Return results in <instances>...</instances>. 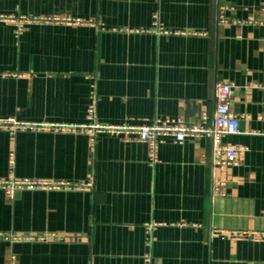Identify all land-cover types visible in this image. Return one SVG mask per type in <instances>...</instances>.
Returning <instances> with one entry per match:
<instances>
[{
  "label": "crops",
  "instance_id": "0c3cea01",
  "mask_svg": "<svg viewBox=\"0 0 264 264\" xmlns=\"http://www.w3.org/2000/svg\"><path fill=\"white\" fill-rule=\"evenodd\" d=\"M0 16L60 20L0 22V120L34 126L0 130V182L50 185L0 188V264H264V243L222 235L264 232V0H0ZM217 84L241 130L222 143L246 149L220 194L209 138H163L152 167L146 144L80 129L94 92L100 125L212 127Z\"/></svg>",
  "mask_w": 264,
  "mask_h": 264
},
{
  "label": "built area",
  "instance_id": "2783aa9c",
  "mask_svg": "<svg viewBox=\"0 0 264 264\" xmlns=\"http://www.w3.org/2000/svg\"><path fill=\"white\" fill-rule=\"evenodd\" d=\"M43 21L45 23L59 22L60 20L52 19H37L26 17H3L0 16V22H11L16 26V35L19 36L23 33L24 25L26 23H34ZM64 21V20H63ZM69 22V20H66ZM264 26V23H263ZM161 33L167 34L163 29H160ZM260 88L264 90V82L260 85ZM232 92V86L230 84H217L215 88V101L216 110L213 118L212 127L195 126L187 127L181 123L161 121L158 120L150 126H113V125H100L96 122V93H93L94 102L91 104L87 111L88 125L83 126L80 129L89 130L93 136L98 134H108L113 137L121 138L125 143L137 141L139 143L146 144L148 147V162L150 166H156L159 164V150L163 144V138L171 137L176 144H182L189 138H209L213 142V160L217 169L222 174V179L215 188V192L220 194L228 183L227 172L231 167H238L244 161L246 149L241 147L227 146L222 143V140L228 136H236L241 134L239 119L230 111V97ZM206 121V118H204ZM260 120L264 122V114L260 117ZM29 124L18 122L14 118L6 120H0V130L8 131L11 135H14L18 131H24L28 128H32ZM63 129V127H59ZM94 144V140L92 141ZM11 166L13 162L11 161ZM50 187L41 181L32 180H10L7 182H0V188H3L9 199H13L14 192L19 188L37 189ZM156 226L151 225L148 227L150 232L155 229ZM222 235L233 242H258L264 243V232H223ZM144 264H154L150 256L144 257Z\"/></svg>",
  "mask_w": 264,
  "mask_h": 264
}]
</instances>
